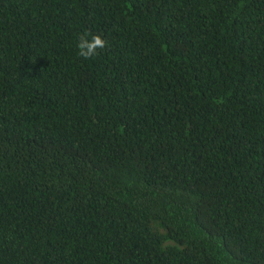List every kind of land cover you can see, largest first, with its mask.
<instances>
[{
	"label": "trees",
	"instance_id": "1",
	"mask_svg": "<svg viewBox=\"0 0 264 264\" xmlns=\"http://www.w3.org/2000/svg\"><path fill=\"white\" fill-rule=\"evenodd\" d=\"M0 264H264V0H0Z\"/></svg>",
	"mask_w": 264,
	"mask_h": 264
},
{
	"label": "clouds",
	"instance_id": "2",
	"mask_svg": "<svg viewBox=\"0 0 264 264\" xmlns=\"http://www.w3.org/2000/svg\"><path fill=\"white\" fill-rule=\"evenodd\" d=\"M107 46V41L101 35H93L91 40L82 38L78 44V55L83 59H89L94 56L97 49H103Z\"/></svg>",
	"mask_w": 264,
	"mask_h": 264
}]
</instances>
